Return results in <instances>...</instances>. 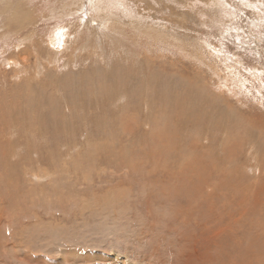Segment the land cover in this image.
Returning <instances> with one entry per match:
<instances>
[{"label": "rangeland", "instance_id": "obj_1", "mask_svg": "<svg viewBox=\"0 0 264 264\" xmlns=\"http://www.w3.org/2000/svg\"><path fill=\"white\" fill-rule=\"evenodd\" d=\"M27 1L0 264H264V0Z\"/></svg>", "mask_w": 264, "mask_h": 264}, {"label": "bare ground", "instance_id": "obj_2", "mask_svg": "<svg viewBox=\"0 0 264 264\" xmlns=\"http://www.w3.org/2000/svg\"><path fill=\"white\" fill-rule=\"evenodd\" d=\"M6 1H7V3H6ZM0 2L1 3H3L4 4V14H5V17H6V24L4 23V25L3 26H5L6 27V25L7 26H9L10 27V25L11 24H16V26L15 27H17V30H18V32L21 34V35H24V36H26L27 38H25V39H27V40H31L32 38H33V35L35 34V32H33L32 33V31L34 30V27H32V28H29V29H27L28 27H31V26H33L32 25V23L35 21V20H33L34 18L31 16V10L30 9H25V7L23 6V4H21L20 2H22V3H26V2H28L27 0L25 1V0H16L15 2H10V0H0ZM29 3V2H28ZM120 7V6H119ZM2 9V8H1ZM101 9H104V10H107L108 11V9H109V3L105 6V5H102L101 6ZM111 10V9H110ZM1 11V10H0ZM86 11V9L84 10V12ZM88 11V10H87ZM111 12V11H110ZM124 12V11H123ZM1 13V12H0ZM132 13V12H131ZM91 14V13H90ZM88 14H87V12H86V20H87V18H88V16H87ZM92 16V15H91ZM104 16V15H103ZM94 17V16H93ZM104 19V18H103ZM85 20V21H86ZM103 22H104V24H107V22L108 21H106V20H103V21H100L99 22V26H101L102 24H103ZM113 22V21H112ZM28 25H30V26H28ZM68 25V24H67ZM27 27V28H26ZM122 32V31H121ZM34 39H36V38H34ZM34 42V41H33ZM32 42V43H33ZM70 42H74V41H72V40H70ZM35 43V42H34ZM66 43V42H65ZM24 44H29V43H24ZM37 45H38V43H37ZM84 45V44H83ZM29 46V45H28ZM33 46H35V48L33 47ZM31 47H32V49H33V51H32V53L33 54H35V53H37L36 52V50L38 49L37 47H36V44H32L31 45ZM64 47V46H63ZM5 48L6 47H1L0 48V50H1V52H5ZM27 48V47H26ZM26 48H24V46L23 47H21L18 51V54H16L15 53V51L14 52H12V53H7V56H6V60H4V61H6V62H8V63H12L13 65H17L16 64V61H15V59H16V56L17 55H20L21 53H23V52H25V50H26ZM115 48V47H114ZM54 53V52H53ZM56 55V54H55ZM26 58L27 57H21V59H22V61L25 63V64H27L26 63ZM15 61V63H13ZM78 61V60H77ZM2 63H4V62H2ZM11 64V65H12ZM11 68V67H10ZM19 69H23V66H20L19 67ZM11 71V70H10ZM16 74H18L16 71H15V73H14V75H16ZM264 133V132H263ZM253 145V144H252ZM258 152V151H257ZM255 158H256V156H255ZM258 158V157H257ZM256 158V159H257ZM259 163V162H258ZM261 163V162H260ZM256 165H257V163H256Z\"/></svg>", "mask_w": 264, "mask_h": 264}]
</instances>
